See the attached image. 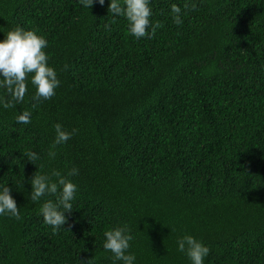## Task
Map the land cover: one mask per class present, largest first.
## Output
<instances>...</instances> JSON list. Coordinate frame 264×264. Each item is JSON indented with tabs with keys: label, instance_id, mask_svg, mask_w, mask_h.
<instances>
[{
	"label": "trees",
	"instance_id": "obj_1",
	"mask_svg": "<svg viewBox=\"0 0 264 264\" xmlns=\"http://www.w3.org/2000/svg\"><path fill=\"white\" fill-rule=\"evenodd\" d=\"M110 3L0 0V41L43 36L60 81L49 100L29 77L22 104L0 102V191L21 217L0 215V264H123L103 244L125 226L134 264H191L185 235L210 249L204 264H264V0H150L159 27L141 39ZM57 123L76 132L53 149ZM53 170L77 185L55 234L40 210L56 195L30 199Z\"/></svg>",
	"mask_w": 264,
	"mask_h": 264
},
{
	"label": "clouds",
	"instance_id": "obj_2",
	"mask_svg": "<svg viewBox=\"0 0 264 264\" xmlns=\"http://www.w3.org/2000/svg\"><path fill=\"white\" fill-rule=\"evenodd\" d=\"M100 5H104L105 0H98ZM79 3L86 8H91L94 0H79ZM185 9L189 5L185 3ZM194 11L196 5H191ZM113 16H123L128 21L130 34L136 39H141L150 35L148 29L151 27L152 35L159 27V24L151 23L152 9L150 0H111L108 9ZM171 12L174 14V23L181 25L183 20L180 17L181 8L176 4L171 5ZM48 46V41L43 36L38 35L35 31L25 30L17 27L7 32L6 38L0 41V88H6L9 99L0 98L5 109L13 108L24 102L27 94V82L30 77L31 84L35 87L36 92L32 97L34 101L49 100L55 96V90L60 85L57 73L54 68L48 66V56L44 49ZM67 67V66H66ZM36 107V104H33ZM32 113L23 110V113L17 116V123L30 124ZM56 138L52 145L54 149L57 145L66 143L76 132H67L62 125H55ZM48 155L52 158L56 153L50 150ZM26 156L30 162H35L40 158L34 151H28ZM78 174V169L72 168L68 176ZM52 176L57 177V182H52L48 175H41L37 171L30 183L32 191L30 199L32 202H38L45 195H56L57 200L53 202L48 200L41 207V213L44 222L52 226L54 234L67 223L65 213L73 210L71 201L75 198L77 185L61 175L57 170H53ZM59 189V190H58ZM63 209V210H61ZM0 215H10L20 219L19 207L11 195V188L3 187L0 191ZM106 240L103 244L105 250L113 253L116 261H122L123 264H134L135 255L126 254L130 248V241L133 239L129 234V229L125 227H116L104 233ZM178 250L185 252L189 257L191 264H204V258L209 255L210 249L202 242L198 241L191 235H185L178 239ZM91 264V260L88 261Z\"/></svg>",
	"mask_w": 264,
	"mask_h": 264
}]
</instances>
